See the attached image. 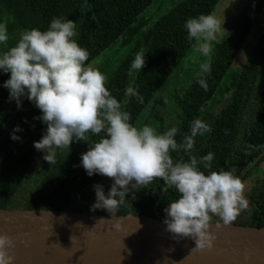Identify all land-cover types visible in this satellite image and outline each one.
I'll return each instance as SVG.
<instances>
[{
    "label": "trees",
    "instance_id": "16d2710c",
    "mask_svg": "<svg viewBox=\"0 0 264 264\" xmlns=\"http://www.w3.org/2000/svg\"><path fill=\"white\" fill-rule=\"evenodd\" d=\"M154 1L0 0V24L5 25L9 37L0 45V51L13 45L22 29L43 31L52 17L75 21L74 39L89 54L85 63L94 61L106 77V89L118 101H126L122 107L130 114V124L137 127L152 103L161 101L165 89L172 85L165 99L168 102L161 103L166 121L157 128L165 131L175 125L178 144L189 134L194 118L202 119L210 129L194 137L189 152L170 150L173 161H187L189 155L199 161L211 152L210 169L198 163L201 171L232 170L245 182L264 152V0H252L222 28L224 33L213 42L207 60L194 51L183 24L189 17L214 12L221 0H177L155 20L147 16ZM117 44L128 48L107 71L104 56ZM137 52H144L139 71L130 69ZM241 54L244 58L240 66L234 67V59ZM206 61L210 69L201 74L205 89L197 83L196 74L199 64ZM187 71L188 79L183 82ZM7 78V73H0V85ZM128 86L142 101L124 96ZM39 115L26 98H21L17 108L8 98L7 89L0 86V208L58 207L108 213L90 206L95 199L93 185H102L106 194L111 178L96 173L88 176L79 164L80 154L103 133L88 132L87 141L70 142L68 148L57 151L55 163L49 164L33 147V141L39 140L46 127L34 119ZM17 125L21 131L15 134L20 139L12 140L10 133ZM177 195L154 177L146 185L135 189L130 186L123 203L111 213L149 214L164 219L163 209ZM245 196L248 206L232 222L264 226V217L260 218L255 210L258 201L254 194L245 192ZM210 221H218V217L212 216Z\"/></svg>",
    "mask_w": 264,
    "mask_h": 264
},
{
    "label": "clouds",
    "instance_id": "9594fccd",
    "mask_svg": "<svg viewBox=\"0 0 264 264\" xmlns=\"http://www.w3.org/2000/svg\"><path fill=\"white\" fill-rule=\"evenodd\" d=\"M230 0H221L226 5ZM223 9V7H222ZM222 10L201 13L184 21L186 39L199 57H208L213 42L224 33ZM75 21L52 17L43 31L25 28L18 32L13 45L0 51V73L8 78L2 87L8 98L20 107L26 98L40 112L38 117L46 125L33 147L40 151L49 164L55 163L59 149L68 148L70 142L87 141L86 133L99 135L80 154L79 164L88 176L94 173L110 177L112 183L105 194L103 186L93 185L94 202L91 209L103 208L110 214L123 203L129 187L146 185L154 177L160 178L166 188L174 189L177 198L163 209L165 230L175 237L191 239L194 247L211 249L215 236L209 231L212 216L218 217L216 227L229 225L239 213L247 208L245 185L232 170L201 171L202 164L210 169L213 153L200 157L189 155L187 161H173L169 151L193 148L194 137L208 132L209 125L194 118L189 134L178 144L174 139L178 129L175 125L158 133L149 124L136 127L129 123L130 114L123 110L126 101H118L105 87V75L95 62L85 63L88 51L78 45ZM7 29L0 24V45L8 40ZM144 64V52H137L130 69L140 70ZM210 65L199 64L197 83L207 87L202 73ZM124 96L142 97L133 87L125 88ZM14 126L10 139L19 140ZM32 212V211H31ZM103 219V218H102ZM72 239V238H71ZM13 240L0 233V264H11L9 255Z\"/></svg>",
    "mask_w": 264,
    "mask_h": 264
},
{
    "label": "water",
    "instance_id": "95a60500",
    "mask_svg": "<svg viewBox=\"0 0 264 264\" xmlns=\"http://www.w3.org/2000/svg\"><path fill=\"white\" fill-rule=\"evenodd\" d=\"M162 221L149 214L0 208V233L14 245L11 264H264V226L217 228L210 221L213 246L198 250L187 237L173 238Z\"/></svg>",
    "mask_w": 264,
    "mask_h": 264
},
{
    "label": "rangeland",
    "instance_id": "374dc122",
    "mask_svg": "<svg viewBox=\"0 0 264 264\" xmlns=\"http://www.w3.org/2000/svg\"><path fill=\"white\" fill-rule=\"evenodd\" d=\"M176 1L177 0H155L154 3L149 8V11L147 12V16L149 15V17H152L155 20L157 16L164 13ZM232 12H229V13H232ZM224 18H225V15L222 14V20H223L222 25L228 26L230 22V18L228 19L226 18L224 19ZM127 48L128 46L121 47L119 46V44H117L111 51H109L104 56V59L106 60V70L107 71L112 67V65H114L119 59H121L122 54L125 52ZM205 58L207 60L209 59V56ZM188 73L189 71H187L186 76H184L183 82L188 79ZM172 88H173L172 85H168V87L165 89V93L163 94V98H161V101L158 99L157 101L155 100L152 103V107L149 109V113L146 112L144 114L142 120L139 121L140 123L137 125V127L143 124H149L150 126L154 127L158 133H161L164 131V130L161 131L157 128V125H159L162 121H166L165 120L166 118H164L162 114L163 106L161 103L162 101H164L165 103L168 102L165 99L167 95L169 94V91H172Z\"/></svg>",
    "mask_w": 264,
    "mask_h": 264
},
{
    "label": "flooded vegetation",
    "instance_id": "af4514ba",
    "mask_svg": "<svg viewBox=\"0 0 264 264\" xmlns=\"http://www.w3.org/2000/svg\"><path fill=\"white\" fill-rule=\"evenodd\" d=\"M250 2H252V0H230V2L227 3V6L226 5L222 6L221 4L218 5V7L215 9L214 12L218 10H222V14L225 15L226 19L230 18L229 23H231L233 18L239 13L241 14L242 11L248 6L247 4H249ZM226 26L222 25V28H226ZM258 160H260L259 164L256 167L255 166L252 167L251 174L247 175L246 177L248 178V180L243 182L245 185L244 196H245V192L248 193L251 192L254 194V198H256L258 201L255 205L256 206L255 210L257 209V215L260 216V218H263L264 217L263 215L264 214V152L260 154ZM255 210H253L252 212L255 213ZM243 211L244 210H242L241 212ZM253 219L254 218H252L251 220Z\"/></svg>",
    "mask_w": 264,
    "mask_h": 264
}]
</instances>
